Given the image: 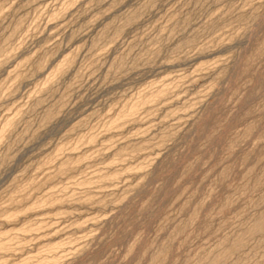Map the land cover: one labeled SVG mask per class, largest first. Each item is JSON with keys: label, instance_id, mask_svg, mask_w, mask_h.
Here are the masks:
<instances>
[{"label": "rangeland", "instance_id": "374dc122", "mask_svg": "<svg viewBox=\"0 0 264 264\" xmlns=\"http://www.w3.org/2000/svg\"><path fill=\"white\" fill-rule=\"evenodd\" d=\"M1 1L0 233L21 207L18 229L32 232H17L0 263L264 264V231H253L264 220V0ZM65 57L71 66L57 77ZM162 82L166 102L108 130L121 106ZM47 192L61 205L25 214Z\"/></svg>", "mask_w": 264, "mask_h": 264}, {"label": "bare ground", "instance_id": "6f19581e", "mask_svg": "<svg viewBox=\"0 0 264 264\" xmlns=\"http://www.w3.org/2000/svg\"><path fill=\"white\" fill-rule=\"evenodd\" d=\"M0 1H1V0H0ZM74 1H75V0H74ZM74 1H73L72 3H74ZM76 1H77V0H76ZM1 2H3V1H1ZM1 2H0V4H3V3H1ZM4 2H5V1H4ZM63 4H64V3H63ZM69 4H70V3H69ZM0 6H1V5H0ZM3 7H4V6H3ZM1 8H2V7H1ZM60 9H61V8H60ZM60 9H58V11H59ZM253 10H254V9H253ZM63 11H64V10H63ZM63 11H62V12H63ZM66 11H67V10H66ZM66 11H65V12H66ZM68 12H69V10H68ZM40 13H41V12H40ZM56 13H57V11H56ZM58 13H59V12H58ZM63 13H64V12H63ZM42 14H43V13H42ZM251 14H252V13H251ZM51 15H52V14H51ZM53 15H54V13H53ZM63 15H64V14H63ZM242 15H243V14H242ZM61 16H62V15H61ZM61 16H60V17H61ZM245 16H246V15H245ZM49 17H50V16H49ZM52 17L54 18L55 15L52 16ZM60 17H59V19H60ZM64 17H65V16H64ZM259 17H260V16H259ZM50 18H51V17H50ZM217 18H218V17H217ZM242 18H244V17H242ZM253 18H254V17H253ZM51 20H52V18H51ZM53 20H54V19H53ZM251 20H252V19H251ZM128 21H129V20H128ZM135 21H136V20H135ZM237 22H238V20H237ZM239 22H240V21H239ZM243 22H244V21H243ZM128 23H129V22H128ZM130 24H131V23H130ZM246 24H247V23H246ZM127 25H128V24H127ZM211 26H212V25H211ZM231 26H232V25H231ZM236 26H237V25H236ZM235 28H236V27H235ZM239 31H240V30H239ZM232 32H233V31H232ZM234 32H235V31H234ZM223 33H224V32H223ZM226 34H227V33H226ZM116 35H117V34H116ZM228 36H229V34H228ZM228 36H227V37H228ZM220 37H221V36H220ZM222 37H223V36H222ZM231 38H232V37H231ZM233 38H234V37H233ZM233 38H232V40H233ZM217 40H218V39H217ZM223 41H226V40L224 39ZM227 41H228V40H227ZM221 42H222V41H221ZM222 43H223V42H222ZM225 43H226V42H225ZM225 43H224V44H225ZM224 44H223V45H224ZM210 45H211V44H210ZM212 45H213V44H212ZM220 45H222V44H220ZM223 45H222V46H223ZM228 45H229V44H228ZM213 46H214V45H213ZM205 47H206V46H205ZM207 47H208V45H207ZM208 48H209V47H208ZM208 48H207V49H208ZM200 49H201V48H200ZM4 50H6V49H4ZM4 50H3V52H4ZM204 50H205V49H204ZM204 52H205V51H204ZM204 52H203V54H204ZM206 52H207V51H206ZM6 54H7V53H6ZM201 54H202V53H201ZM73 55L76 56L75 53H74ZM3 56H4V55H3ZM70 56H71V55H70ZM74 56L71 57V58L68 56V58L72 59V58H74ZM29 59H31V58H29ZM64 59L66 60V57H65ZM70 59H67L66 61H65V60L57 61V62H63V61H64V62L61 63L60 65L58 64V65H59L58 67H57V65H56L57 68H56V70H54L53 73H54L55 75H56V74L59 75V74H61V73L66 72V71H67L66 69H67V68H70V66H71V62H72V61H71ZM48 60H49V59H48ZM28 61L30 62V60H28ZM46 61H47V59H46ZM25 62H27V61H25ZM29 62H28V63H29ZM42 62H44V61H42ZM47 62H48V61H47ZM74 62H75V61H74ZM217 62H220V61L218 60ZM221 62L223 63V60H222ZM37 63H38V62H37ZM48 63H49V62H48ZM50 63H52V62L50 61ZM206 63H207V62H206ZM206 63H205V64H206ZM212 63H213V62H212ZM222 63H217V64H222ZM20 64H21V63H20ZM38 64H39V63H38ZM44 64H45V62H44ZM52 64H53V63H52ZM55 64H56V63H55ZM205 64H203V65L205 66ZM207 64H208V63H207ZM207 64H206V68H207V70L209 69L210 71H212V70L210 69V67H211L210 63H209L208 65H207ZM214 64H215V62H214ZM217 64H216V65H217ZM39 65H40V64H39ZM39 65H37L36 67L39 68V67H38ZM48 65H49V64H48ZM212 65H213V64H212ZM54 66H55V65H54ZM204 66H202L203 68L200 67V70H203V69H204ZM218 66H219V65H218ZM45 67H46V66H45ZM45 67H44V68H45ZM198 67H199V66H198ZM40 68H41V66H40ZM44 68H43V69H44ZM51 68H53V67L51 66ZM51 68H50V69H51ZM54 68H55V67H54ZM196 68H197V67H196ZM201 68H202V69H201ZM206 68H205V69H206ZM211 68H212V67H211ZM214 68H215V67H214ZM214 68H213V69H214ZM218 68H219V67H218ZM218 68H217V69H218ZM35 69H36V68H35ZM47 69H48V68H47ZM71 69H72V68H71ZM217 69H216V70H217ZM37 70H38V69H37ZM51 70H52V69H51ZM200 70H199V72H200ZM209 70H208V71H209ZM214 70H215V69H214ZM214 70H213V71H214ZM47 71H48V70H47ZM37 72H38V71H37ZM50 72H52V71H50ZM197 72H198V71H197ZM202 72H204V70H203ZM13 73H14V72H13ZM19 73H20V72H19ZM53 73H52V74H53ZM204 73H205V72H204ZM48 74L50 75L49 71H48ZM48 74H47V75H48ZM52 74H51V75H52ZM54 74H53V75H54ZM12 75H13V74H12ZM16 75H17V74H15V76H16ZM19 75H20V74H19ZM21 75H22V74H21ZM55 75H54V77H55ZM56 76H57V75H56ZM52 77H53V76H52ZM52 77H51V78H52ZM57 77H61V75H59V76H57ZM182 77H183V76H182ZM13 78H14V76H13ZM16 78H19V77L16 76ZM21 78H22V76H21ZM46 78H48V77L46 76ZM46 78H45V79H46ZM179 78H180V77H179ZM179 78H178V79H179ZM195 78H196V77H195ZM23 79H24V78H23ZM48 79H49V78H48ZM52 79H53V78H52ZM55 79H56V78H55ZM178 79H177V81H178ZM20 80H21V79H20ZM50 80H51V79H50ZM163 80H164V79H163ZM179 80H180V79H179ZM15 81H16V80H15V78H14V82H15ZM51 81H52V80H51ZM53 81H55V80L53 79ZM49 82H50V81H49ZM178 82H179V81H178ZM42 83H45V85H46V82L43 81ZM50 83H51V82H50ZM165 83H166V82H165ZM48 84H49V83H48ZM48 84H47V85H48ZM166 84H167V83H166ZM173 84H174V83H173ZM39 85L42 86L43 84H42V85L39 84ZM159 85H160V86H161V85L163 86L164 83H163V82H162V84L159 83ZM169 85H172V83L169 84ZM169 85H168L167 88H169ZM176 85H177V84H176ZM40 86H39L38 88H40ZM151 86H152V85H151ZM154 86H155V85H154ZM160 86H157V85H156V88H157V87L159 88ZM162 86H161V87H162ZM166 86H167V85H166ZM166 86H165V88H166ZM172 86H173V85H172ZM174 86H175V84H174ZM42 87H43V86H42ZM46 87H47V86H46ZM46 87H45V88H46ZM49 87H51V86H49ZM147 87H148V86H147ZM210 87H211V86H209V88H210ZM0 88H1V87H0ZM36 88H37V87H36ZM47 88H48V87H47ZM165 88L162 87L163 90L161 89V92L159 91L160 89H159V90L157 89V90L159 91V93H157V92H158L157 90H156L157 92L155 91L154 94H146V93H144V94H145V95L143 94L144 96H143V95H140L141 92H142V93L144 92V91H141V92H139L138 94H139L140 96H142V97H141L139 100H136V101H135V99H133L134 97H132V98H131L132 101H135V102L132 103V104L130 105V103L127 101V102L129 103V104H128L129 107L126 105L127 103L124 104V105H126L127 108H126V107L123 108L124 105L121 106L122 110H123V109H125V110H123V112H121V111H122L121 108L119 109V110H121V111H119L120 114H117L118 112L116 113L117 115L115 114L116 116H118V117L116 118V120H114L115 118L112 119L113 117H111V119L114 120V121H113V123H112V122H111V119H110V121H109L110 127H109V124L106 125L107 127H109L108 130H110V129L113 130V128H117L119 125H121L120 128L124 127L123 124L128 123V122L131 121L133 118L136 120V118H135L136 115L140 114V111H142V109L145 111V109H144L145 107L150 106V105L153 104V103H158V101L160 102L161 99H164L163 97H165L166 95H170L171 93L168 94V93H167V92H168L167 89H166L167 92L164 91ZM175 88H177V87L175 86ZM179 88H180V87H179ZM1 89H2V88H1ZM41 89H42V88H41ZM48 89H49V88H48ZM149 89H153V88H150V85H149ZM171 89L174 90L172 87H170V90H169V91H171ZM6 90H7V89H6ZM38 90H39V89H38ZM145 90L147 91L148 89L146 88ZM154 90H155V89H154ZM154 90H153V91H154ZM206 90H207V89H206ZM150 91H152V90H150ZM174 91H175V90H174ZM174 91H173L172 94H174ZM35 92H36V91H35ZM39 92H40V90H39ZM1 93H2V90H1ZM156 93H157V94H156ZM175 93H176V92H175ZM205 94H206V93H205ZM1 95L3 96V94H1ZM1 95H0V96H1ZM171 96H172V95H171ZM137 97H138V95H137ZM137 97H135V98H137ZM166 97H167V96H166ZM138 98H139V97H138ZM201 98H202V97H201ZM131 99H130V100H131ZM168 99H169V96H168ZM168 99H167V100H168ZM0 100H1V97H0ZM165 100H166V98L164 99V101H165ZM132 101H131V102H132ZM162 102H163V101H162ZM162 102H160V103L162 104ZM165 102H166V101H165ZM160 103H158V104L160 105ZM154 105H156V104H154ZM154 105H153V106H154ZM151 106H152V105H151ZM151 106H150V107H151ZM150 107H149V108H150ZM193 107H194V106H193ZM149 108H148V110H149ZM151 108H152V107H151ZM162 108H163V107H162ZM164 108H165V107H164ZM152 109H153V108H152ZM154 109H155V106H154ZM185 109H186V108H185ZM148 110L146 111V113H147V114H152L153 111L150 110L151 112L149 113ZM156 110H158V108H157ZM156 110H155V111H156ZM155 111H154V112H155ZM170 111H171V110H170ZM157 112H158V111H157ZM169 113L171 114L172 112H168V114L166 115L167 117H168ZM183 113H184V112H183ZM116 116H114V117H116ZM138 116H139V115H138ZM169 116H172V115H169ZM140 117H141V114H140L139 118H140ZM156 117H157V116H156ZM137 118H138V117H137ZM139 118H138V119H139ZM168 118H170V117H168ZM6 119H7V118H6ZM6 119H5V120H6ZM134 119H133V121H134ZM138 119H137V121H138ZM5 120H4V121H5ZM8 120H9V119H8ZM133 121H131V122H133ZM140 121H141V120H140ZM6 122H7V120H6ZM110 122H111V123H110ZM134 122H136V121H134ZM151 122H152V121H151ZM107 123H108V122H107ZM136 123H138V122H136ZM136 123H135V124H136ZM4 124H5V123H4ZM132 124H133V123H132ZM153 124H154V123H153ZM2 125H3V122H2ZM5 125H6V126H5L4 131H6L7 129H9L10 126H12V122H8V123L5 124ZM125 125H128V124H125ZM0 126H1V125H0ZM152 126H153V125H152ZM104 127H105V125H104ZM12 129H14V128H12ZM105 129H107V128H105ZM1 130H2V129H1ZM114 130H117V129H114ZM114 130H113V131H114ZM140 130H141V128H140ZM4 131H3V132H4ZM8 131H9V130H8ZM8 131H7V132H8ZM0 132H1V131H0ZM110 132H111V131H110ZM9 133H11V132H9ZM9 133H8V134H9ZM106 134H107V133H106ZM106 134H105V135H106ZM147 134H148V133H147ZM147 134H146V135H147ZM0 135H1V133H0ZM6 135H7V134H6ZM6 135H5V136H6ZM92 135H93V133H92ZM92 135H91V137H92ZM112 135H113V134H112ZM112 135H111V136H112ZM1 136H2V135H1ZM87 136H89V135H87ZM87 136L84 137V138H87V139L89 140L90 137L88 138ZM94 136H95V135H94ZM94 136H93V137H94ZM101 136H102V135H101ZM114 136H115V134H114ZM114 136H113V137H114ZM116 136H117V135H116ZM93 137H92V138H93ZM95 137H96V136H95ZM0 138H1V137H0ZM6 138H7V137H6ZM82 138H83V137H82ZM84 138H83V140L85 141ZM96 138H97V137H96ZM117 138H118V137H117ZM90 139H91V138H90ZM0 140H1V139H0ZM3 140H4V139H3ZM3 140H2V141H3ZM92 140H93V139H92ZM94 140H95V139H94ZM96 141H97V139H96ZM0 142H1V141H0ZM79 142H81V141H79ZM82 142H83V141H82ZM82 142H81V143H82ZM88 142H89V141H88ZM110 142H111V141H110ZM118 142H119V141H118ZM85 143H87V141H86ZM91 143H92V144H95V143L92 142V141H91ZM96 143H97V142H96ZM75 144H76V143H75ZM77 144H78V142H77ZM77 144H76V146H77ZM79 144H80V143H79ZM82 144H83V143H82ZM92 144H91V145H92ZM87 145H88V144H87ZM89 145H90V144H89ZM95 146H96V145H93V147H95ZM102 146L104 147V145H102ZM122 146H123V145H122ZM122 146H121V147H122ZM142 146H143V145H142ZM142 146H141V148H140L139 146H138V147H139L141 150H144V148H143ZM67 147H68V146H67ZM67 147H65V148L67 149ZM72 147H73V148H72ZM72 147H71V149H74V146H72ZM80 147H82V146L80 145ZM91 147H92V146H91ZM133 147H134V146H133ZM138 147H137L136 149H139ZM147 147H148V146H147ZM62 148H64V147H62ZM77 148H79V145H78ZM77 148H76V149H77ZM95 148H96V147H95ZM97 148H98V147H97ZM122 148H123V147H122ZM122 148H121V149H122ZM142 148H143V149H142ZM90 149H91V148H90ZM93 149H94V148H93ZM101 149H102V148H101ZM104 149H105V148H104ZM104 149H102V151H103ZM107 149H108V147H107ZM123 149H124V148H123ZM127 149H128V148H127ZM127 149H125V150H127ZM133 149H134V152H135V150H136L135 148H132L131 151H133ZM145 149H147V148H145ZM97 150H99V149H97ZM97 150H96V151H97ZM125 150H122V151L120 150V151H121L122 154H123V152H125ZM141 150H140V151H141ZM64 151H65V150H64ZM64 151H63V152H64ZM72 151H73V150H72ZM74 151H75V150H74ZM76 151H77V150H76ZM81 151H82V150H81ZM89 151H90V150H89ZM91 151H92V150H91ZM91 151H90V152H91ZM93 151H94V150H93ZM117 151H118V150H117ZM127 151H128V150H127ZM137 151H138V150H136L135 155L138 153ZM140 151H139V152H140ZM59 152H62V151H59ZM86 152L88 153V151H86ZM97 152H98V151H97ZM55 153H56V152H55ZM57 153H58V152H57ZM93 153H94V152H93ZM93 153H92V154H93ZM95 153H96V152H95ZM95 153H94V155H95ZM119 153H120V152H119ZM132 153H133V152H131L130 156H131V155H134V154H132ZM81 154H83V153H81ZM81 154H79V156H80ZM85 154H86V153H85ZM89 154H90V153H89ZM100 154H101V153H100ZM114 154H115V153H114ZM56 155H57V154H56ZM56 155H54V157L61 156L60 153H59L57 156H56ZM70 155H71V154H70ZM73 155H75V154H72L71 156H73ZM76 155H78V154H76ZM76 155H75V156H76ZM87 155H88V154H87ZM96 155H97V153H96ZM115 155H117V154H115ZM124 155H125V154H124ZM127 155H128L127 159H129V158H130L129 153H127ZM127 155H126V156H127ZM79 156H78V157H79ZM119 156H120V154H119ZM126 156H124V157H126ZM65 157H68V155L65 156ZM81 157H82V156H80V158H81ZM83 157H85V156H83ZM83 157H82V159L84 160ZM120 157H122V156H120ZM149 157H150V156H149ZM153 157H154V156H153ZM52 158H53V157H52ZM68 158H69V157H68ZM71 158L73 159V157H71ZM71 158H69V159H71ZM117 158H118V157H117ZM131 158H133V156H131ZM53 159H54V158H53ZM53 159H50L51 162H52ZM63 159H64V158H63ZM77 159H78V158H77ZM77 159H76V160H77ZM85 159H86V157H85ZM113 159H114V158H113ZM118 159H119V158H118ZM127 159H126V160H127ZM152 159H153V158H152ZM48 160H49V158L46 160V162H47ZM54 160H55V159H54ZM61 160H62V159H61ZM76 160L73 161V162H75V163H72V162H71V163L74 164V165L76 164V166H77V163H78L79 161H81V159H79L78 162H77ZM120 160H121V159H120ZM126 160L123 159V161H126ZM150 160H151V159H150ZM64 161H65V160H64ZM64 161H62V162H64ZM69 161H70V160H69ZM69 161H67V162H69ZM71 161H72V160H71ZM135 161H136V160H135ZM135 161H134V162H135ZM148 161H149V160H148ZM48 162H49V161H48ZM48 162H47V163H48ZM51 162H49L50 165H51ZM55 162H56V161H55ZM57 162H58V159H57ZM65 162H66V161H65ZM87 162H88V161H87ZM116 162H119V161H116ZM120 162H121V161H120ZM150 162H151V161H150ZM94 163H95V162H94ZM140 163H141V162H140ZM145 163H146V162H145ZM44 164H45V163H44ZM60 164H61V163H60ZM78 164H80V162H79ZM149 164H151V163H149ZM45 165H46V164H45ZM69 165H70L69 163H68V164L65 163V165H62V167H61L60 165H57V167H59V166L61 167L60 170L57 169V170L60 171V176L62 175L61 173H65V171L68 169V166H69ZM74 165H73V166H74ZM136 165H138V164H136ZM141 165H142V163L139 165V166H140L139 168H141L144 164H143L142 166H141ZM73 166H72V167H73ZM127 166H128V165H127ZM127 166H126V167H127ZM53 167H54V166H53ZM57 167H56V168H57ZM70 167H71V166H69V168H70ZM77 167H78V166H77ZM77 167H76V170H77ZM126 167H125V168H126ZM130 167H131V165H130ZM132 167H133V169H134V167H135V169H136V166H132ZM132 167H131V169H132ZM73 168H75V167H73ZM137 168H138V166H137ZM71 169H72V168H71ZM126 169L129 170L130 168H126ZM57 170H55V171L57 172ZM86 170H87V169H86ZM99 170H100V169H99ZM101 170H102V169H101ZM108 170H109V169H108ZM128 170L125 171V169H124V171H122V173H123V172L126 173ZM137 170H138V169H137ZM137 170H136V171H137ZM139 170H140V169H139ZM70 171H71V170H70ZM72 171H74V169H73ZM77 171H78V170H77ZM96 171H97V170H96ZM113 171L116 172L117 170H113ZM113 171L110 170V173L113 172ZM134 171H135V170H134ZM68 172H69V171H68ZM130 172H131V170H129V173H130ZM132 172H133V170H132ZM84 173H85V172H84ZM93 173H94V172H93ZM97 173L99 174L98 171H97ZM122 173H121V171L119 170L118 173H113V175H114V174H122ZM127 173H128V172H127ZM136 173H137V172H136ZM138 173H139V172H138ZM57 174H59V173H55V176H56ZM82 174H83V173H82ZM104 174H105V173H104ZM85 175H86V174H85ZM87 175H88V174H87ZM101 175H102V176H101ZM105 175H106V174H105ZM134 175H135V174H134ZM49 176H50V175H49ZM49 176H48V177H49ZM57 176H58V175H57ZM116 176H117V175H116ZM116 176H111V177L107 178V175H106V179H107V181L110 180V181L113 183V181L117 179ZM52 177H53V176H52ZM100 177H101V178L103 177V173H100ZM46 178H47V177H46ZM101 178H100V179H101ZM118 178H119V177H118ZM120 178H121V177H120ZM49 179H50V177H49ZM52 179H53V178H52ZM85 179H86V177H85ZM85 179L83 178L82 181H84ZM92 179H93V176H92ZM95 179H96V178H94L93 180H95ZM108 179H109V180H108ZM45 180H46V179H45ZM50 180H51V179H50ZM89 180H90V179H89ZM89 180H86V181H89ZM93 180H92V181H93ZM102 180H104V179H102ZM119 180H120V179H119ZM46 181H47V180H46ZM48 181H49V180H48ZM77 181H78V180H77ZM77 181H76L75 184H77ZM80 181H81V180H80ZM80 181H79V182H80ZM39 182H40V181H39ZM84 182H85V181H84ZM94 182H95V181H94ZM94 182H92V183H94ZM29 183H30V182H29ZM29 183H28V185H30ZM85 183H86V182H85ZM89 183H90V185H91V182H90V181H89ZM95 183H96V182H95ZM97 183H101V182H97ZM97 183H96V184H97ZM112 183H111V184H112ZM32 184H34V183L32 182ZM37 184H38V183H37ZM47 184H48V183H47ZM80 184H81V182H80ZM86 184H87V183H86ZM104 184L107 185V184H110V182H109V183L107 182V184H106V183H104ZM115 184H116V182H115ZM41 185H42V183H41ZM45 185H46V184H45ZM77 185L80 186L79 184H77ZM82 185H83V183H82ZM82 185H81V186H82ZM88 185H89V184H88ZM97 185H98V184H97ZM99 185H102V184H99ZM91 186H92V185H91ZM109 186H110V185H109ZM25 187H26V185H25ZM96 187H97V186H96ZM102 187H103V186H102ZM20 188H21V187H20ZM22 188H24V187H22ZM22 188H21V189H22ZM29 188H30V187H29ZM42 188H43V187H42ZM21 189H19V191H21ZM24 189H25V188H24ZM27 189H28V188H27ZM93 189H94V188H93ZM132 189H133V188H132ZM15 190H16V189H15ZM32 190H33V189H32ZM32 190H31V191H32ZM63 190H64V189H63ZM102 190H103V189H102ZM22 191H24V190L22 189ZM31 191H30V192H31ZM64 191H65V190H64ZM116 191H117V190H116ZM17 192H18V191H17ZM17 192H16V193H17ZM24 192H25V191H24ZM50 192H52V191H50ZM56 192H58V191H56ZM60 192L62 193V190L59 191V193H60ZM13 193H14V192H13ZM20 193H21V192H20ZM20 193H18V194H20ZM52 193H55V191H53ZM52 193H51V194H52ZM59 193H58V194H59ZM18 194H17V195H18ZM27 194H29V192H28ZM27 194H26V192H25L24 194L22 193V196L28 198L29 195H28V197H27V196H24V195H27ZM30 194H31V193H30ZM33 194H34V193H33ZM62 194H64V193H62ZM62 194H61V195H62ZM96 194H97V193H96ZM14 195H15V194H14ZM47 195H48V192H47ZM55 195H56V194H55ZM55 195H54V196H55ZM86 195H90V194H86ZM91 195H92V194H91ZM19 196H21V195H19ZM43 196H44V194H43ZM54 196H53V195H48L47 197L44 196L45 198H43V200L40 199L41 201H39L38 203L33 201V202L35 203V205H33L32 207H30V206H31V205H30V206H29L30 208H28V210H26V213H25V212H24V213H25V214H27V212H30V213H31V211H33V213H34L35 210L37 211L38 208L40 209V208H42V207L44 208V207H47V206H51V207H52V205H56V204H58V203H60V205H61V202H62L61 199H62V198L59 199V198H56V196H55V197H54ZM67 196H68V195H67ZM13 197H14V196H12L11 198H13ZM41 197H42V196H41ZM58 197H60V196H58ZM61 197H62V196H61ZM65 197H66V196H65ZM70 197H71V196H70ZM70 197H69L68 200L65 201V205L67 204V201L71 200ZM88 197H90V198H88L89 200L93 198L92 196H88ZM29 198L31 199L32 197H29ZM29 198H28L27 200H30ZM37 198H38V197H36V199H35L36 201H38ZM73 198H74V197H73ZM16 199H17V198H16ZM33 199H34V197H33ZM33 199H32V200H33ZM38 199H39V198H38ZM66 199H67V198H66ZM77 199H78V198H77ZM80 199H81V198H80ZM80 199H79V200H80ZM86 199H87V197H86V198L84 197V200L86 201V202L84 201V204L87 203V202L89 201L88 199H87V200H86ZM93 199H94V198H93ZM103 199H104V198H103ZM11 200H12V199H11ZM14 200H15V199H14ZM17 200H18V201H21L22 198H21V200H19V198H18ZM24 200H25V199H24ZM105 200H106V199H105ZM74 201H75V200H74ZM74 201L72 200V202H74ZM81 201H82V200H81ZM90 201H93V200H90ZM90 201H89V202H90ZM10 202H11V201H10ZM15 202H16V204H17V201H16V200H15ZM15 202L13 201V203H15ZM22 202H23V201H22ZM22 202H21V203H22ZM24 202H26V201H24ZM24 202H23V203H24ZM33 202L30 203V204H34ZM19 203H20V202H18V204H19ZM21 203H20V204H21ZM27 203H28V202H27ZM36 203H37V204H36ZM103 203H104V202H103ZM103 203H102V204H103ZM28 204H29V203H28ZM62 204H64V199H63V203H62ZM70 204H72V203L70 202ZM116 204H117V203H116ZM10 205H11V204H10ZM60 205H59V206H60ZM24 206H25V205H24ZM62 206H64V205H62ZM7 207H8V206H7ZM20 207H21V206H20ZM20 207H19V208H20ZM23 208H24V209H27V207H26V208L23 207ZM52 208H53V207H52ZM7 209H8V208H7ZM15 209H16V208H15ZM15 209H14V210H15ZM21 209H22V207L19 209L20 212H17V211H16L17 209H16V210H15L16 213H13V212H12L11 214H8V215L6 216V217H7V219H6L7 221H5V222L7 223L8 227L10 228V227L12 226V227H14V228L11 229V230L9 229L10 231L7 230L6 233H2L3 231H1V233H0V253H1V255H2V253H5V254H6V253L9 254L10 252L12 253V251L14 250L13 247L15 246V244H14V246H13V242L17 239V236L20 238V235H19V234L16 235L17 232H23V233H24L25 231L30 230V228L32 227V226L30 227V226H29L30 224L28 225L27 222H26V224H23V223H22L23 226H21V225L19 224V226H21V227L18 229L17 221L19 220L20 217L22 218V215L20 216V214H22V210H23V209H22V210H21ZM53 209H54V208H53ZM11 210H12V208H11ZM41 210H42V209H41ZM43 210L45 211L46 209H43ZM48 210L50 211V208H48ZM54 210H55V209H54ZM2 211H3V210H1V212H2ZM9 211H10V210H9ZM9 211H7V213H9ZM12 211H13V210H12ZM24 211H25V210H24ZM38 211H40V210H38ZM1 212H0V214H1ZM45 212H47V211H45ZM4 213H5V214H4V216H5V215H6V212H4ZM35 213H36V212H35ZM39 213H40V212H39ZM50 213H52V212H50ZM37 214H38V213H37ZM23 215H24V214H23ZM38 215H39V214H38ZM39 216H40V215H39ZM42 216H43V215H42ZM2 217H3V216H1V218H2ZM40 217H41V216H40ZM61 217H62V216H61ZM21 218H20V219H21ZM24 218H25V217H24ZM24 218H23V220H24ZM27 218H28V217H27ZM27 218H25V219H27ZM3 219H4V218H3ZM36 219H37V218H36ZM88 219H89V218H88ZM21 220H22V219H21ZM21 220H19V221L21 222ZM32 220H33V219H32ZM49 220H50V219H49ZM0 221H1V220H0ZM2 221L4 222V220H2ZM19 221H18V223H19ZM24 221H25V220H24ZM24 221H23V222H24ZM26 221H27V220H26ZM28 221H29V219H28ZM76 221H77V220H76ZM93 221H94V220H93ZM93 221H92V222H93ZM31 222H32V221H31ZM34 222H35V221H34ZM42 222H43V221H42ZM92 222H91V223H92ZM6 223H4V225H5ZM24 223H25V222H24ZM28 223H30V222H28ZM32 223H33V222H32ZM39 223H40V222H37V224H39ZM48 223H49V222H48ZM62 223H63V222H62ZM80 223H81V222H80ZM40 224H42V223H40ZM83 224H84V223H83ZM32 225H34V223H33ZM57 225H58V224H57ZM78 225H79V224H78ZM81 225H82V224H81ZM1 226H2V225H1ZM35 226H36V225H35ZM35 226H34V227H35ZM41 226H42V225H41ZM6 227H7V226H6ZM12 227H11V228H12ZM37 227H38V226H36V228H37ZM52 227H53V226H52ZM64 227H65V226H64ZM255 227H256V228H253V231H254V232L257 231V232H255V233H258L259 231H262V230L264 231V220H262L261 222H259L258 225H255ZM16 228H17V229H16ZM40 228H41V227H40ZM40 228H39V229H40ZM43 228H44V227H43ZM3 229H5V228H3ZM34 229H35V228H34ZM37 229H38V228H37ZM37 229H36V231H37ZM85 230H86V229H85ZM30 231H31V230H30ZM33 231H34V230H33ZM31 232H32V231H31ZM50 232H51V231H50ZM67 232H68V231H67ZM30 235H31V234H30ZM5 238H7V239H5ZM66 238H67V237H66ZM23 239H24V238H23ZM34 239H35V238H34ZM60 239H61V238H60ZM19 240H20V239H19ZM19 240H17L18 242H17L16 244L19 243ZM24 240H25V242H26V239H24ZM44 241H46V239H45ZM50 241H51V240H50ZM20 242H21V241H20ZM71 242H72V241H71ZM21 243H22V242H21ZM23 243H24V242H23ZM45 243H46V242H45ZM65 243H66V241H65ZM65 243H64V244H65ZM42 244H43V243H42ZM42 244H41V246H42ZM49 244H51V243H48V245H49ZM55 244H56V243H55ZM61 244H62V243H61ZM23 245H24V244H23ZM57 245H58V244H57ZM70 245H71V244H70ZM21 246H22V244H21ZM39 246H40V245H39ZM39 246H38V247H39ZM44 246H45V244L43 245V247H44ZM46 246H47V245H46ZM59 246H60V245H59ZM64 246H65V245H64ZM19 247H20V244H19ZM32 248H34V247H32ZM41 248H42V247H41ZM59 248H60V247H59ZM66 248H67V247H66ZM168 248H169V247H168ZM23 249H24V248H23ZM38 249L41 250L40 248H38ZM42 249L44 250V248H42ZM15 250H18V249L15 248ZM20 250H21V249H20ZM55 250L58 251V248H56V246H55L54 244H53V246H47V247H46V251H47V252L50 251V252L52 253V251H54V253H55ZM66 250H67V249H66ZM22 251H24V250H21V254L23 253ZM25 251H26V250H25ZM37 251H38V250H37ZM41 251H42V250H41ZM64 251H65V250H64ZM226 251H227V250H226ZM26 252H27V251H26ZM38 252H39V251H38ZM24 253H25V252H24ZM24 253H23V254H24ZM27 253H29V252H27ZM27 253H25V257H26V254H27ZM30 253H31V252H30ZM43 253H44V252H43ZM43 253H42V254H43ZM51 253H50V254H51ZM8 254H6V256H7ZM32 254H33V253H32ZM37 254H38V253H37ZM37 254H36V255H37ZM44 254H45V253H44ZM46 254H49V253H46ZM46 254H45V255H46ZM52 254H53V253H52ZM57 254H58V253H57ZM57 254H56V256H57ZM9 255L11 256V254H9ZM13 255H14V256H17V255H20V254H17V255H16V254H13ZM13 255H12V257H14ZM28 255H30V254H28ZM36 255H35V256H36ZM227 255H228V254H227ZM227 255H226V256H227ZM3 256H4V255H3ZM6 256H5V259H4V260H7V261H8L9 258L7 259ZM10 256H9V257H10ZM20 256H21V255H20ZM58 256H59V254H58ZM226 256H225V257H226ZM7 257H8V256H7ZM12 257H11V258H12ZM21 257H24V255L21 256ZM28 257H29V256H28ZM28 257H27V259H24V260H23V263L29 262V260L32 258L31 256H30L31 258H30V257L28 258ZM33 257H34V256H33ZM41 257H43V256H41ZM41 257H40V252H39V258H41ZM47 257H48V256H47ZM51 257H52V256H51ZM51 257H50V258H51ZM54 257H55V255H54ZM54 257H53V258H54ZM59 257H60V256H59ZM64 257H65V256H64ZM3 258H4V257H3ZM3 258L0 259L2 263H3V261H2ZM11 258H10V259H11ZM45 258H46V257H45ZM50 258H49V260H50ZM53 258H52V259H53ZM55 258H57V257H55ZM55 258H54V261H56V263H57L58 260H55ZM60 258H61V257H60ZM18 259H20V258H18ZM37 259H38V258H37ZM37 259L35 258V260H37ZM13 260H14V259H13ZM13 260H12V261H13ZM20 260H22V259H20ZM32 260H33V259H32ZM41 260H43V262H44L45 264H47V263H48V264H51L52 262H54V261L50 262L48 259H47V260H46V259L44 260L43 258L40 259V261H41ZM63 260H64V259H63ZM216 260H217V259H216ZM218 260H220V259H218ZM7 261H6V262H7ZM12 261H11V262H12ZM15 261H16V260H15ZM15 261H14V262H15ZM38 261H39V260H38ZM38 261H37V262L35 261L36 264L38 263ZM40 261H39V262H40ZM60 261H61V260H59V262H60ZM220 261H221V260H220ZM225 261H226V260H225ZM9 262H10V261H9ZM9 262H8V263H9ZM11 262H10V263H11ZM17 262H18V261H17ZM20 262H21V261H20ZM20 262H19V263H20ZM207 262H208V261H207ZM215 262H216V261H215ZM215 262H213V263H215ZM63 263H64V262H63ZM216 263H217V262H216ZM220 263H221V262H220ZM0 264H1V263H0ZM15 264H16V263H15ZM17 264H18V263H17ZM28 264H29V263H28ZM31 264H32V263H31ZM38 264H39V263H38ZM52 264H54V263H52ZM217 264H219V263H217Z\"/></svg>", "mask_w": 264, "mask_h": 264}]
</instances>
